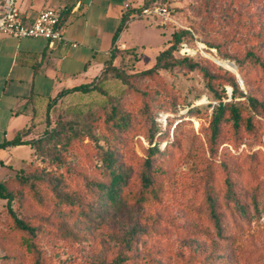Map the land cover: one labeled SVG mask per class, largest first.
<instances>
[{"label": "rangeland", "instance_id": "rangeland-1", "mask_svg": "<svg viewBox=\"0 0 264 264\" xmlns=\"http://www.w3.org/2000/svg\"><path fill=\"white\" fill-rule=\"evenodd\" d=\"M141 2L133 0L134 6ZM153 6L168 8L167 17L154 13L143 15L142 12L135 15L137 19H149L150 25L158 29L142 30L141 22H136L130 31L134 40L145 42L146 52H158L169 44L174 31L188 30L190 34L178 45L176 56L191 58L207 68L222 94L221 98L214 95L198 69H164L153 77H133L132 73L155 62V58H149L141 47L145 44L129 46L136 49L118 54L117 65L126 72L124 80L115 72L105 71L108 93L119 95L132 117L130 128L119 132L118 140L112 141L120 160L131 167L127 191L137 190L140 186L141 157L145 153L142 142L146 144L144 132L149 124L141 110L149 108V114L162 126L166 135L161 150L168 140L173 142L169 166L171 180L166 184L167 192L162 200L152 207L113 208L103 219L91 214L86 220L77 207L59 198L50 200L42 210L31 209L28 204L20 207L17 203V211L42 226L39 245L53 264L111 261L125 249V225L134 217L147 230L140 234L127 264H264L262 202L258 207L250 205L249 220L243 228L231 230L237 241L234 250L222 258L219 240L197 231L208 221L201 216L200 203L195 197L203 189L206 166L219 156L229 165L239 168L237 187L248 203L252 201V187L255 186L251 159L260 182L264 184L263 116L257 117L255 132L244 131L238 136L228 123L224 124L215 152L211 147L210 131L211 117L219 101L232 99L234 79L243 95L237 99L252 95L264 101V67L256 61L264 62V0H154ZM106 95L91 91L66 95L56 101L52 99L49 109L31 127L33 137H45L43 145L50 147L52 142L47 141L46 132L66 120L91 123L95 118L100 124L106 117L105 106L102 105ZM193 105L197 109L191 111ZM113 130L112 127L102 131L97 129L101 137L99 143L108 146L103 138L110 136ZM87 142L82 148L64 152V157L58 162L33 147L31 152L27 150L24 153L22 160L9 164L11 168L1 170L0 181L29 169L54 173L65 178L68 188L86 203L95 202V197L85 188L84 177H98L100 147L89 143V136L85 135L83 144ZM224 174L220 168L218 175ZM96 204L98 209H102L100 202ZM6 214V200L0 199V219H4ZM155 217L159 218L158 230L151 228L157 220ZM229 217L232 219L234 216ZM64 227L74 229L75 234H64ZM2 228L0 225V230ZM7 247L0 241V264H20L4 257ZM213 255L218 258L211 260Z\"/></svg>", "mask_w": 264, "mask_h": 264}, {"label": "trees", "instance_id": "trees-1", "mask_svg": "<svg viewBox=\"0 0 264 264\" xmlns=\"http://www.w3.org/2000/svg\"><path fill=\"white\" fill-rule=\"evenodd\" d=\"M154 0H142L140 5L132 6L129 4L123 22L115 36V42L121 30L127 26L130 19L141 13L145 8H152ZM190 34L188 30H176L172 33L169 44L159 50L155 56V62L152 66L136 71L131 75L135 78L142 79L153 77L160 70L164 69H198L204 76L209 89L218 98L222 97L215 83L214 77L210 71L200 65L199 62L188 58L176 56L180 42ZM134 51L135 47L121 48L115 45L112 54L105 63V67L100 76L91 82L62 90L53 98L72 95L76 93H88L91 91H99L107 94L106 100L103 102L105 106L106 117L99 124L93 118L91 123L84 120H66L60 126H54L46 132L47 141L51 143L50 147L43 145L44 138H28L24 139L23 135H18L12 140L6 141L0 146L29 144L31 148L47 154L58 162L64 157L66 151L82 148L88 144L84 143L85 135L89 136V143H94L100 147L99 160L100 173L96 179L85 178V188L95 197V202L86 203L82 197L78 196L68 188V182L65 178L59 177L58 174L40 172L29 169L24 173H17L15 176L10 175L4 181H0V199L6 200V217L0 219V241L8 245L5 258L15 260L20 264H53L50 257L46 256L40 248L39 239L42 234V226L34 224L32 220L20 215L17 211L16 204L20 207L28 204L29 208L45 209L48 202L54 198H59L73 207H77L79 212L89 219L91 214L103 219L113 208H127L130 206L152 207L160 203L164 194L167 192V182L171 180L169 166L172 163L171 150L173 142L168 140L165 148L161 150L160 146L165 137L162 126L157 119L149 114V108L141 110L146 114L145 119L148 120V126L144 135L146 144L142 142L144 155L141 157L142 169L140 170V186L137 190L127 191L128 179L131 173V167L120 160L118 150L112 146V141L116 142L119 138V132L125 131L131 126L132 117L127 107L124 106L119 95L108 93L106 83V72H115L117 77L123 80L126 72L121 70L117 65V56L125 50ZM264 67V62L256 59ZM234 90L231 100H221L217 104L215 111L211 117V147L213 152L216 150V143L221 140L222 128L224 124H229L233 133L239 135L241 132H255V124L258 116L264 117V101L255 96L247 95L243 99L237 97L243 96L240 91L239 83L234 79ZM106 105L105 103H108ZM50 105H48L49 109ZM197 108L193 105L191 111ZM113 128V132L108 137H104L108 146L99 143L97 129ZM218 155V154H217ZM255 160V159H254ZM252 177L255 186L252 187V201L248 203L246 198L240 194L237 187V176L240 172L239 168L232 164L229 165L220 158L213 159L206 166V173L203 179V189L198 192L195 197L199 200L202 217H205L208 224L200 225L197 231L206 233L210 238H216L221 243L222 255L225 257L234 250V244L237 241L235 233H230L233 228H243L245 222L249 220L248 213L251 204L258 207L262 202L264 204V184L260 182L259 176L256 174L254 161L251 159ZM11 168L9 164H2L1 170ZM220 168L225 172L224 175H218ZM20 185V188L18 187ZM194 197V198H195ZM96 202H100L102 209H98ZM229 216H234L230 219ZM157 218V217H155ZM158 230L160 228L159 218L154 220L153 226ZM147 228H143L137 217L127 225H125V249L114 257L111 261H92L85 264H127L131 258L130 253L134 250L140 234L145 233ZM62 232L66 235L75 234L74 229L64 227ZM218 256H211V260Z\"/></svg>", "mask_w": 264, "mask_h": 264}, {"label": "crops", "instance_id": "crops-1", "mask_svg": "<svg viewBox=\"0 0 264 264\" xmlns=\"http://www.w3.org/2000/svg\"><path fill=\"white\" fill-rule=\"evenodd\" d=\"M14 1L27 22L43 9L59 10L60 28L68 40H55L52 45L43 37L0 33V144L18 135L33 138L31 127L46 113L51 100L64 89L100 76L115 45L145 44L130 33L134 23L140 21L142 30L158 29L149 19L132 18L115 42L126 4L134 6L133 0ZM141 47L146 52L147 44ZM158 52L145 54L155 58ZM27 150H32L29 144L0 146V166L19 162Z\"/></svg>", "mask_w": 264, "mask_h": 264}, {"label": "built area", "instance_id": "built-area-1", "mask_svg": "<svg viewBox=\"0 0 264 264\" xmlns=\"http://www.w3.org/2000/svg\"><path fill=\"white\" fill-rule=\"evenodd\" d=\"M129 7V4H126ZM166 7L145 8L143 15H163L167 17ZM61 12L53 8L41 10L36 17L27 22L22 10L14 0L0 2V33L15 37H43L53 45L55 40H68L60 28ZM75 45V44H74Z\"/></svg>", "mask_w": 264, "mask_h": 264}]
</instances>
